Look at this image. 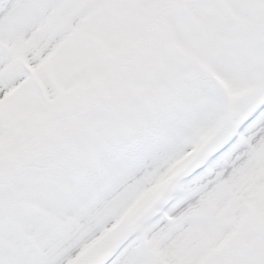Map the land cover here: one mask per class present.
<instances>
[{"label":"rangeland","instance_id":"rangeland-1","mask_svg":"<svg viewBox=\"0 0 264 264\" xmlns=\"http://www.w3.org/2000/svg\"><path fill=\"white\" fill-rule=\"evenodd\" d=\"M112 7L0 102V264H101L171 197L187 195L184 177L264 100V0ZM263 122L172 215L236 166L228 159ZM253 155L207 208L221 204L264 149ZM235 218L236 227L251 215L244 209ZM191 223L180 219L168 237ZM143 241L114 264H130ZM160 248L154 243L151 255Z\"/></svg>","mask_w":264,"mask_h":264},{"label":"bare ground","instance_id":"bare-ground-1","mask_svg":"<svg viewBox=\"0 0 264 264\" xmlns=\"http://www.w3.org/2000/svg\"><path fill=\"white\" fill-rule=\"evenodd\" d=\"M115 1L0 0V102L12 88L24 86L33 73L37 75L80 31H87L90 17L116 10L112 7ZM260 124L255 128L256 136L246 140L228 159L235 160L236 166L231 165L223 177L207 180L204 192L189 201L192 204L198 200L196 204L179 208L170 216L171 223L161 222L156 229L145 228L147 232H141L144 247L131 258L130 264H264V159L243 168V176L221 204L207 208L226 182L241 173L242 164L254 159V152L264 149V122ZM245 176L250 184L245 183ZM186 193L194 194L192 190ZM244 209L249 210L251 218L243 219L235 227V216ZM185 218L193 223L169 238L176 222ZM229 228H233L230 243L209 252ZM154 243L162 249L152 256L149 247Z\"/></svg>","mask_w":264,"mask_h":264}]
</instances>
